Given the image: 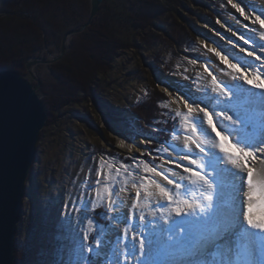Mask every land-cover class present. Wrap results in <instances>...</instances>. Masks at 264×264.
<instances>
[{
	"label": "snow or ice",
	"instance_id": "1",
	"mask_svg": "<svg viewBox=\"0 0 264 264\" xmlns=\"http://www.w3.org/2000/svg\"><path fill=\"white\" fill-rule=\"evenodd\" d=\"M227 2L244 20L250 19L249 15H245V10L250 7L247 0ZM251 12L255 13L251 24H258L264 29V19L261 18L264 12H258L255 7L251 8ZM239 39L243 40V45L232 43L230 49L215 40L209 41V44L216 46L208 47V52L231 69L222 70L223 76L230 77V80H218L217 75L209 71L211 107L194 92L190 83L171 89L173 103L180 105V109L174 112L178 120L173 122L171 131L179 136L180 132L176 129L182 126L184 144L179 151L169 145L171 151L164 158L173 161L175 168L181 171L179 178H173L168 172L156 170V166L149 167L148 163L141 161L147 172L166 181L164 186L152 181L159 189L157 201L166 199V203H157L152 213L154 219L148 220L144 215L147 204L139 203V192L136 193V202L131 203L129 212L124 214L118 213L119 206L111 194L106 198V203L105 198L97 194L95 199L99 203H93L86 192L84 199L78 197L61 205L49 234L48 247L40 253L42 259L39 264H264V219L257 222L251 214L252 201L259 187L254 182L251 160L264 159V117L259 125L254 124L248 116L247 107L240 103L241 96H245L248 105L257 102L264 104V43H256L243 31ZM244 45L250 47L245 48ZM236 48L244 56L237 58L239 53L234 51ZM197 59L193 58V63ZM203 63L207 64L208 61ZM185 79L191 80V77ZM164 87L168 88V85ZM185 87L187 92L183 90ZM2 88L0 85V91ZM133 120L138 122V118ZM148 126L153 127L152 124ZM125 139L137 147L141 140L147 144L165 143L142 128H137L134 136H126ZM228 140L232 141L235 152H225L224 141ZM215 147L225 155L217 156L212 150ZM141 151L153 154L151 148ZM157 151L163 153L167 149ZM218 170L232 173L238 182L239 192L243 193L246 186L247 210L241 200L238 211L234 208L230 216L221 215L217 203ZM260 176L264 181V171ZM181 189L185 195L190 190H198L200 199L179 200ZM261 195L264 196V191ZM169 205L174 206L168 215L161 213L159 217L155 216V212ZM89 206L93 209L103 207L106 211H97V218H91L87 215ZM73 211L80 215L74 217ZM74 219L77 221L75 225ZM133 220L136 221L134 224L131 222ZM161 220L166 227H159ZM84 221H87V228ZM102 221H111V224ZM122 224L123 233L119 229ZM258 233L261 234L259 237ZM245 238L250 242L259 239V251L250 247L242 256L240 242ZM210 256L214 258L209 259Z\"/></svg>",
	"mask_w": 264,
	"mask_h": 264
},
{
	"label": "rangeland",
	"instance_id": "2",
	"mask_svg": "<svg viewBox=\"0 0 264 264\" xmlns=\"http://www.w3.org/2000/svg\"><path fill=\"white\" fill-rule=\"evenodd\" d=\"M160 1L168 7L164 0ZM135 2L136 0L104 1L109 7L118 8L120 11L138 9ZM182 3L183 6L177 10V19L182 24L180 31H172L162 22L160 28L153 31L152 35L156 36L154 42L142 40L139 32L132 27L124 23L117 26L116 21H113L117 27V35L121 39L131 40L138 48L117 55L106 74L97 73L96 84L91 89L95 97L85 95L69 83L65 76L49 68L50 64L66 56L73 38L90 28L94 21L92 25L67 40L63 55L64 38L68 32L62 38L59 55H50L44 60H52L50 64H39L33 68L37 78L34 79L36 86L40 82L38 95L42 101L44 97L49 101L50 115L55 118V123L48 124L49 116L44 103L48 119L41 131L36 158L25 184L24 214L17 233V242L27 253L26 264H39L42 259L40 253L48 247L49 234L56 217L59 216L61 205L75 201L78 197L84 199L86 192L93 203H99L95 199L97 194L105 198V203L111 194L119 206L117 211L120 214H124L126 209L129 212L130 204L136 202V193L139 192V203L147 204L144 215L148 220L154 219L152 213L157 203H166V199L160 202L154 200V190L157 187L152 181L159 183V177L144 168V163H148L149 167L156 166V170H162L166 162L164 157L171 151L168 146H172L175 139L183 138L182 126L176 129L180 132L179 136L171 131L173 122L178 120L174 112L180 107H176L161 83L167 79H172L175 86L190 83L194 92L201 98L209 99V96H212L209 85L203 83L205 74L199 66L200 62L210 59L208 48L201 40V29L206 28L208 23H217L220 17L231 9L227 0H183ZM90 15L91 10L89 17ZM98 16L99 14L95 19ZM59 57L61 58L57 60ZM193 58H198L195 63ZM36 60L26 63L29 75L27 64ZM71 66L75 67L74 70L77 69L75 62L71 63ZM185 77H191V80ZM40 88L46 95H40ZM149 90H152L155 96L159 94L160 101L163 102L159 108L162 110V118L153 121V124L141 120L133 110L149 95ZM84 98L88 101L83 100ZM133 118H138V122H134ZM149 124L153 127L150 128ZM137 128L144 129L165 143L147 144L146 149L153 150L151 155L147 151L131 153L123 150L119 144L120 137L135 135ZM157 149L167 151L160 153ZM121 155L131 158V163H123ZM149 155L150 158H146ZM129 165L131 167H128ZM172 194L175 197V193ZM170 206L174 205L168 207ZM97 211L106 209H93L89 206L87 215L97 218ZM161 213H164L163 209L155 212V216L159 217ZM72 214L74 217L80 215L75 211ZM161 221L159 227H166ZM131 222L134 224L136 221ZM73 223L75 225L77 221L74 219ZM102 223L111 224V221ZM84 227H88L87 221H84ZM123 227V224L119 226L121 233Z\"/></svg>",
	"mask_w": 264,
	"mask_h": 264
},
{
	"label": "trees",
	"instance_id": "3",
	"mask_svg": "<svg viewBox=\"0 0 264 264\" xmlns=\"http://www.w3.org/2000/svg\"><path fill=\"white\" fill-rule=\"evenodd\" d=\"M164 1L168 7L160 3V0H136L138 9L133 11H120L103 3L93 25L76 35L66 56L50 64L49 68L61 73L85 95L94 96L91 89L96 84L97 73L106 74L117 55L138 48L131 40L121 39L117 35L113 21H116L117 26L124 23L132 27L139 32L142 40L148 42H154L156 36L152 35L153 31H157L162 22L172 31H180L182 24L177 19V10L183 6V0ZM90 10V0H0V70L19 71L36 86L37 83L27 73L26 63L59 55L63 36L85 25ZM73 62L77 65L76 70L71 66ZM39 91L41 96L46 95L42 88ZM83 100L88 101L86 98ZM160 100L159 94L155 96L149 90V95L133 110L141 120L152 123L162 118V110L159 108L163 102ZM43 101L49 116L48 124L52 125L55 118L50 115L49 101L45 97ZM150 155L146 158H150ZM120 159L125 164L131 163L128 156L121 155ZM22 249L17 242L14 264H26L27 253Z\"/></svg>",
	"mask_w": 264,
	"mask_h": 264
},
{
	"label": "water",
	"instance_id": "4",
	"mask_svg": "<svg viewBox=\"0 0 264 264\" xmlns=\"http://www.w3.org/2000/svg\"><path fill=\"white\" fill-rule=\"evenodd\" d=\"M104 1L90 0L91 15L87 23L66 34L62 55L67 40L92 25ZM51 62L28 63L33 79L37 80L34 67ZM0 85L3 86L0 91V264H14L18 225L24 214L25 184L48 116L37 92L40 82L33 86L20 72L3 69L0 70Z\"/></svg>",
	"mask_w": 264,
	"mask_h": 264
},
{
	"label": "bare ground",
	"instance_id": "5",
	"mask_svg": "<svg viewBox=\"0 0 264 264\" xmlns=\"http://www.w3.org/2000/svg\"><path fill=\"white\" fill-rule=\"evenodd\" d=\"M237 2V0H233V3ZM247 3L250 5L248 9L245 10V15H249V20H244V17L241 16L239 13L235 12V9H230L229 12L225 13L222 17L219 19V23H208L206 24V28L201 29V40L205 44V46L208 47H215V44H209V41L215 40L219 42L221 45L225 46L226 48H231L232 43H238L240 45H243V40L239 39L241 31L244 32L245 36L250 37L251 40H255L256 43H264V29H261L260 26L252 25L251 19L254 18L255 13L251 12V8L255 7L258 12H264V0H247ZM239 17V19H237ZM264 19V16L261 17ZM251 29V30H250ZM235 32V35L233 33ZM206 37V39H205ZM223 37V39H222ZM245 48L250 47V45H244ZM236 53H239V48H236L234 50ZM240 56H244L243 53H239ZM250 59V58H249ZM208 63L205 64L203 62L199 63V66L204 71V82L209 85V89H211V76L209 75V71H213L214 74L217 75V79H229L230 77H224L222 74L223 71H231L226 65L221 64L219 59L215 57L212 53H210V59L207 60ZM256 64H259V62H256ZM239 67V65H238ZM205 69H208L206 71ZM247 75V72L244 73ZM39 82V81H38ZM172 79H167L161 83L162 88L171 96L173 99V93L171 92V89L178 88L179 86H175V84H172ZM164 85H168V88L164 87ZM175 86V87H172ZM185 85V84H183ZM185 92L188 91V89L185 87L183 89ZM211 92V91H210ZM212 94V93H211ZM204 102L207 103L210 107L212 106V102H210L209 99L212 100V96H209V99L203 98ZM240 103L242 105H245L248 109V116L249 118L254 122V124L259 125V122L262 117H264V104H261L259 102L248 105L247 104V98L245 96H241ZM176 107H180L179 104H175ZM215 119V117H214ZM134 135H131L129 137H132ZM257 139L259 136L257 135ZM139 147L135 143H129L125 137H120V147L123 150H126L131 153H143L145 151H141V149L147 148V143L144 141H139ZM124 146H121V145ZM184 144V139L179 138L175 139L172 143V147H175L177 151L181 150V147ZM209 147H211V144H209ZM224 147L225 152H235V148L233 146V143L231 140L224 141ZM213 152L217 154V156H224V153L219 152V148L215 147L212 149ZM235 154L238 155V152ZM173 160H175V154H173ZM251 164L253 165V174H254V182L259 185V187L256 189L257 195L253 198L252 201V217L253 219L258 222L261 219H264V196L261 195V192L264 191V181L261 180L260 173L264 171V159H253L251 160ZM165 166L162 168V171L168 172V174L173 178H179L180 175V169L175 168V164L173 161H166ZM159 183L161 186H164L166 184V181L162 180L161 177H159ZM217 182L219 185V200H218V208L220 210V213L222 216L227 217L230 216L233 209L236 208V210H239V203L242 200L244 209L247 210V188L245 186V190L243 193L238 191L237 187V180L229 171H223L218 170L217 172ZM169 189L172 188V186H168ZM174 193V192H173ZM159 195V189L156 188L154 190V200L157 201V196ZM201 194H199L198 190H190L187 195L184 194V190L181 189V193L178 197L179 200L183 199H200ZM163 199H160L157 202L162 201ZM237 205V206H236ZM182 206V205H181ZM171 206L166 207L163 209L164 215H168L170 212ZM123 213H127V209L123 211ZM163 224V220L161 221ZM161 223V224H162ZM261 234H257L259 237ZM241 253L242 256L245 255L250 247H255L257 251H259L260 247V241L257 239L255 242H250L247 238L241 240ZM214 257L210 256L209 259H213Z\"/></svg>",
	"mask_w": 264,
	"mask_h": 264
}]
</instances>
